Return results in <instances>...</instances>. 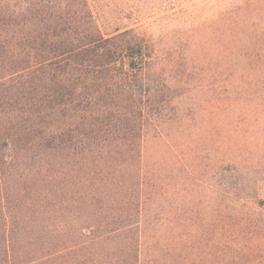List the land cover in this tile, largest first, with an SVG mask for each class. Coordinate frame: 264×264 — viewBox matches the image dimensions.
Segmentation results:
<instances>
[{"label": "trees", "instance_id": "16d2710c", "mask_svg": "<svg viewBox=\"0 0 264 264\" xmlns=\"http://www.w3.org/2000/svg\"><path fill=\"white\" fill-rule=\"evenodd\" d=\"M233 13L229 76L264 86V0ZM180 66L87 0H0V264H264V199L187 125Z\"/></svg>", "mask_w": 264, "mask_h": 264}, {"label": "rangeland", "instance_id": "374dc122", "mask_svg": "<svg viewBox=\"0 0 264 264\" xmlns=\"http://www.w3.org/2000/svg\"><path fill=\"white\" fill-rule=\"evenodd\" d=\"M244 1L87 0L104 36L133 29L143 36L145 51L181 63L189 79L181 98V106L191 108L187 125L194 131L217 125L210 134L226 152H217L213 159L224 154L240 165L249 190L264 199V86L238 76L232 81L228 72V26ZM213 96L219 99L216 107L209 106ZM198 106L205 109L194 112ZM210 178L202 180L209 184ZM178 223L182 227L185 221Z\"/></svg>", "mask_w": 264, "mask_h": 264}]
</instances>
